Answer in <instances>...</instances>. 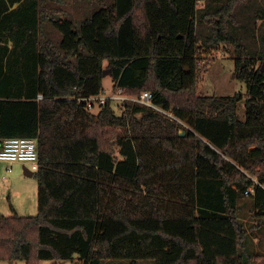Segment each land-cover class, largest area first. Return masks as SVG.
I'll use <instances>...</instances> for the list:
<instances>
[{
  "label": "trees",
  "instance_id": "obj_1",
  "mask_svg": "<svg viewBox=\"0 0 264 264\" xmlns=\"http://www.w3.org/2000/svg\"><path fill=\"white\" fill-rule=\"evenodd\" d=\"M219 48L245 95L198 94ZM263 64L264 0H0V149L31 138L38 156L37 212L0 216V261L253 264L238 202L264 221ZM104 71L184 126L87 109Z\"/></svg>",
  "mask_w": 264,
  "mask_h": 264
},
{
  "label": "rangeland",
  "instance_id": "obj_2",
  "mask_svg": "<svg viewBox=\"0 0 264 264\" xmlns=\"http://www.w3.org/2000/svg\"><path fill=\"white\" fill-rule=\"evenodd\" d=\"M202 5V2H198L199 7ZM207 63L208 66L198 84V94L218 97L233 96L235 93L245 95L246 85L233 76L235 64L232 52L219 48V50H215L210 55L202 58L201 64L206 66ZM111 88L112 82L107 74L103 80V90L110 92ZM114 105L113 107L116 114H120L122 111L119 109V106L116 107ZM98 108V106H94L91 111L96 113ZM237 115L239 120L243 121L245 119V106L243 100L238 103ZM182 132L181 130L180 134H182ZM16 166V170H20L21 175L17 174L15 167H13V173H6L7 166L0 161V203L4 205L8 204L10 195L17 189V186L19 187L22 185V180L34 182L37 191L36 179L34 177L25 176L22 166ZM238 208V220L248 230L246 240L247 249L252 256L253 264H264V221L257 220L256 214L258 209L254 208L251 198L245 197L240 200L238 202ZM0 264H25V261H1ZM40 264H51V261L45 260ZM61 264H75V262L65 261ZM104 264H129V261L107 260ZM138 264H154V262L151 260H139Z\"/></svg>",
  "mask_w": 264,
  "mask_h": 264
},
{
  "label": "built area",
  "instance_id": "obj_3",
  "mask_svg": "<svg viewBox=\"0 0 264 264\" xmlns=\"http://www.w3.org/2000/svg\"><path fill=\"white\" fill-rule=\"evenodd\" d=\"M39 98H41L39 96ZM110 100L114 106L122 111L126 101L134 102L145 106L160 115L164 116L171 122H175L181 126L184 124L173 115L172 111L156 106L152 102V95L150 92L144 91L139 96L131 97L123 94V90L119 87L111 88L110 92L103 90V94L98 96H89L79 98V102H83L87 109L92 110L94 106H104L106 101ZM0 161L7 165L6 173L11 172L10 165L14 163H23L29 166L31 172H35L38 168V156L36 142L31 138L13 137L3 141L0 149ZM256 184L258 182L255 181ZM264 189V186H261ZM245 196L254 194V187L245 191Z\"/></svg>",
  "mask_w": 264,
  "mask_h": 264
},
{
  "label": "crops",
  "instance_id": "obj_4",
  "mask_svg": "<svg viewBox=\"0 0 264 264\" xmlns=\"http://www.w3.org/2000/svg\"><path fill=\"white\" fill-rule=\"evenodd\" d=\"M16 165L22 166L23 171H26L24 168H28V170H29V166L27 164L14 163V164L10 165V168H11L10 173L14 172L13 167H15V171L17 172V174L21 175V171L16 170V168H17ZM24 175H25V172H24ZM25 176H27V175H25ZM27 177H33V175L27 176ZM22 181H23L22 185H20L19 187L17 186V189L10 195V199H9L8 204L4 205V204L0 203V214H2L4 216L12 215L13 211L10 208V206L13 208V210L19 216H32V215L36 214L35 213L37 211L36 186H35L34 182H31L29 180H22ZM64 262H59L58 264H61ZM71 262H75V261L73 260Z\"/></svg>",
  "mask_w": 264,
  "mask_h": 264
},
{
  "label": "water",
  "instance_id": "obj_5",
  "mask_svg": "<svg viewBox=\"0 0 264 264\" xmlns=\"http://www.w3.org/2000/svg\"><path fill=\"white\" fill-rule=\"evenodd\" d=\"M261 69L264 70V64H263ZM107 74H108V71H104L103 72V77H105ZM182 134H184V131L182 132ZM24 169L26 170V171H24L25 175H27V176H32L33 175V172L29 171L28 168H24Z\"/></svg>",
  "mask_w": 264,
  "mask_h": 264
}]
</instances>
